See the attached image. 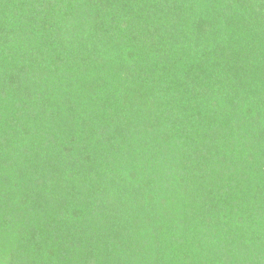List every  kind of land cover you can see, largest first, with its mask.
<instances>
[{
    "label": "trees",
    "instance_id": "16d2710c",
    "mask_svg": "<svg viewBox=\"0 0 264 264\" xmlns=\"http://www.w3.org/2000/svg\"><path fill=\"white\" fill-rule=\"evenodd\" d=\"M0 264H264V0H0Z\"/></svg>",
    "mask_w": 264,
    "mask_h": 264
}]
</instances>
